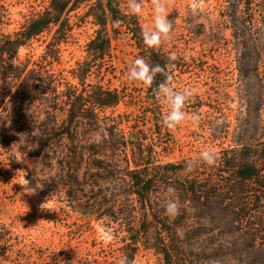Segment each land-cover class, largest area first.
Instances as JSON below:
<instances>
[{
    "label": "rangeland",
    "instance_id": "obj_1",
    "mask_svg": "<svg viewBox=\"0 0 264 264\" xmlns=\"http://www.w3.org/2000/svg\"><path fill=\"white\" fill-rule=\"evenodd\" d=\"M46 2L0 0L1 34L17 31L27 17L42 11ZM139 2L142 11L137 14L138 20L144 30H150L155 0ZM159 2L166 9L171 28L158 47L189 65L171 85L177 91L189 89L193 93L183 109L187 118L174 129L162 125L159 134L154 133L155 126L143 112L147 85L127 80V69L138 57L127 38L112 42L110 54L97 64L96 70L92 69L87 82L122 95V101L106 110L104 116L120 124L125 132L142 133L144 144L157 152L160 163L192 161L201 176L214 179L220 174L212 169L222 152L232 145V131L244 110L246 92L252 89L255 95L260 93L264 104V0ZM85 11L86 7L81 6L71 14V32L58 46L55 58L47 49L50 30L20 48L18 61L34 68L44 82L50 77L61 86L75 85L72 73L86 58V46L95 29L91 20L84 17ZM245 52L255 53L261 78L246 80L238 72L237 60ZM16 87V81L0 80V88L7 92L4 104L0 103V127L6 130V141H0V224L10 236L9 246L0 250V264H95V260L117 264L126 240V217L118 202H108L93 192L99 190L98 184H103L100 177L117 175L119 170L105 174L92 169L94 157L79 150L75 155L69 154L76 144L56 136L52 146L38 154L33 136L43 119L39 114L43 108L37 101L26 117L15 119L11 97ZM159 102L165 115L168 107L162 99ZM193 114L199 119L193 120ZM260 124L264 125V108ZM79 139L84 145L82 137ZM205 149L215 153L212 166L196 159ZM123 158L120 155L118 159L124 167ZM116 182L121 183L118 179ZM169 185L177 187L172 182ZM168 195L165 189L159 202ZM175 195L180 210H187L171 218H183L185 222L177 234L185 264H264L262 233H239V225H234L233 233L225 231L219 227L220 215L203 213L195 201L177 190ZM92 202L99 209L89 208ZM112 204L114 207L110 208ZM157 241L156 231L150 229L133 264H163L154 250Z\"/></svg>",
    "mask_w": 264,
    "mask_h": 264
},
{
    "label": "trees",
    "instance_id": "obj_2",
    "mask_svg": "<svg viewBox=\"0 0 264 264\" xmlns=\"http://www.w3.org/2000/svg\"><path fill=\"white\" fill-rule=\"evenodd\" d=\"M81 6L86 7L84 17L91 20L95 29L86 46V58L72 73L76 83L61 86L50 77L44 82L34 68L18 61V50L52 30L47 49L54 53L51 57L55 58L58 46L71 32L70 16ZM143 31L137 15L128 11V0H47L43 10L27 17L17 31L8 35L0 32V80L4 83L10 79L17 83L11 97L13 117L23 119L29 114L31 105L39 101L43 108L39 114L43 119L33 136L34 149L38 154L52 146L56 136L76 144L77 147L71 148L69 154L75 155L79 150L94 157L92 169L103 170L105 174L119 170L117 175L111 173L108 177H100L103 184H98L99 190L93 194L101 195L108 202H118L123 209L126 240L121 256L126 255L132 264L150 229L158 235L154 250L162 263L185 264L177 241L184 219L172 221L165 214L164 202H159L158 198L170 182L176 184L177 191L195 201L203 213L220 215L221 229L233 233L234 225H239V233L264 235V125L260 124L264 104L260 93L255 95L252 89L246 92L244 110L232 131V145L222 152L212 169V172L220 174L214 179L210 175L201 176L195 165L191 172L185 171L188 161L160 163L157 152L144 144L142 133L125 132L120 124L104 116L106 110L115 108L122 101V95L89 84L87 79L92 69L96 70L97 64L110 54L112 42L127 38L133 43L138 57L165 69L163 74L155 76L144 92L146 106L143 112L155 126L154 133L159 134L163 112L154 89L165 80L171 86L177 74L189 65L181 58L171 59L159 47L147 48L143 44ZM237 64L238 72L246 80L258 78V59L254 52L240 55ZM6 93L0 88L1 104H4ZM80 137L84 145L80 144ZM0 141H6V130L1 127ZM120 155L124 157V167L118 159ZM78 157L82 158V154L79 153ZM94 204L92 202L89 208L99 209ZM113 207L112 204L110 208ZM180 212L185 214L187 210L183 208ZM9 237L0 224V250L5 251L9 246ZM94 263L104 264L96 260Z\"/></svg>",
    "mask_w": 264,
    "mask_h": 264
},
{
    "label": "clouds",
    "instance_id": "obj_3",
    "mask_svg": "<svg viewBox=\"0 0 264 264\" xmlns=\"http://www.w3.org/2000/svg\"><path fill=\"white\" fill-rule=\"evenodd\" d=\"M128 11L133 15L140 14L142 6L139 0H128ZM170 28L171 24L166 18V9L164 5L161 4L159 0H155L153 27L150 30L143 31V44L147 48L158 47L162 37H167ZM171 59H175V57ZM164 72L165 69L161 65L149 64L143 57H137L129 65L126 75L129 82H140L150 85L158 73L163 74ZM154 93L156 98L162 99L168 107L167 113L162 116V123L166 128L174 129L187 118V114L183 109L186 101L193 95L191 90L185 89L184 91H177L165 80L154 89ZM192 119L197 120L199 117L193 114ZM196 159L201 164L209 166L214 165L216 162L215 153L208 149L199 152ZM193 167L194 163L189 161L185 163L184 170L191 172ZM166 191L169 195L165 198L163 203L164 211L169 218H175L180 211V202L175 195L176 189L169 185ZM117 264H132V262L126 255H123L119 257Z\"/></svg>",
    "mask_w": 264,
    "mask_h": 264
}]
</instances>
